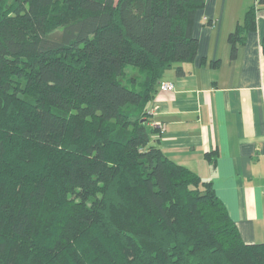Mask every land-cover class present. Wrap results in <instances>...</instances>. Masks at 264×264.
<instances>
[{"label":"trees","instance_id":"16d2710c","mask_svg":"<svg viewBox=\"0 0 264 264\" xmlns=\"http://www.w3.org/2000/svg\"><path fill=\"white\" fill-rule=\"evenodd\" d=\"M203 4L0 0V264H264L213 181L152 139ZM256 15L229 35L233 58Z\"/></svg>","mask_w":264,"mask_h":264},{"label":"crops","instance_id":"0c3cea01","mask_svg":"<svg viewBox=\"0 0 264 264\" xmlns=\"http://www.w3.org/2000/svg\"><path fill=\"white\" fill-rule=\"evenodd\" d=\"M252 7L256 27L233 58L229 35ZM193 35L195 59L166 71L163 80L175 88H159L152 103L158 108L150 126H165L152 139L213 181L245 242H264V0H204Z\"/></svg>","mask_w":264,"mask_h":264},{"label":"built area","instance_id":"2783aa9c","mask_svg":"<svg viewBox=\"0 0 264 264\" xmlns=\"http://www.w3.org/2000/svg\"><path fill=\"white\" fill-rule=\"evenodd\" d=\"M160 88L163 89V90H173L175 88V84L174 82H171V81H162L160 83ZM157 106H153L150 110H149V114L150 116L151 115H154L156 113V110H157ZM154 126L156 128L159 129V133H163L164 130H165V126L160 122V121H154Z\"/></svg>","mask_w":264,"mask_h":264},{"label":"rangeland","instance_id":"374dc122","mask_svg":"<svg viewBox=\"0 0 264 264\" xmlns=\"http://www.w3.org/2000/svg\"><path fill=\"white\" fill-rule=\"evenodd\" d=\"M152 115L150 116V119H151Z\"/></svg>","mask_w":264,"mask_h":264}]
</instances>
